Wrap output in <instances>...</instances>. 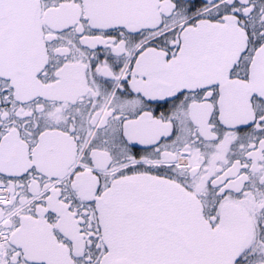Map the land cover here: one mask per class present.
<instances>
[{"label": "snow or ice", "instance_id": "1", "mask_svg": "<svg viewBox=\"0 0 264 264\" xmlns=\"http://www.w3.org/2000/svg\"><path fill=\"white\" fill-rule=\"evenodd\" d=\"M0 264H264V0H0Z\"/></svg>", "mask_w": 264, "mask_h": 264}]
</instances>
